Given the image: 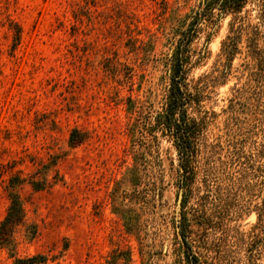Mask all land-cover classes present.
Returning a JSON list of instances; mask_svg holds the SVG:
<instances>
[{"label":"rangeland","instance_id":"obj_1","mask_svg":"<svg viewBox=\"0 0 264 264\" xmlns=\"http://www.w3.org/2000/svg\"><path fill=\"white\" fill-rule=\"evenodd\" d=\"M203 2L0 0V223L11 194L25 209L0 264H264V79L247 37L225 78L233 15L192 44L191 84L224 81L209 89L216 117L187 192L149 125L173 37ZM243 15L258 24L254 3Z\"/></svg>","mask_w":264,"mask_h":264},{"label":"trees","instance_id":"obj_2","mask_svg":"<svg viewBox=\"0 0 264 264\" xmlns=\"http://www.w3.org/2000/svg\"><path fill=\"white\" fill-rule=\"evenodd\" d=\"M250 3H254L257 10V25H251L249 18L243 15ZM202 5L203 8L191 16L192 21L186 24V28L179 30L173 37L174 49L165 63L168 79L165 102L160 111L154 112L150 119L152 123H149L151 130L167 138L177 151L180 166L179 188L186 192L197 179L201 148L216 117L205 106L210 100L209 89L224 81L219 77H204L193 86L189 80L190 72L196 65L192 44L201 32V25L210 24L212 28L218 24L217 18L220 20L224 15H233L236 23L231 24L229 36L221 51L228 70L225 78L231 71L242 39L247 37L251 57L257 61V67L261 71L258 79H264V51L258 40L264 32V0H204ZM215 10L219 11L218 17L214 15ZM84 140L85 135L75 129L71 132L69 143L71 146H79ZM259 219L261 220V215ZM24 220L23 201L17 193L11 194L7 214L0 223V249L10 248L14 244L16 230L24 224ZM45 261V256L35 255L15 258L11 264H43Z\"/></svg>","mask_w":264,"mask_h":264}]
</instances>
